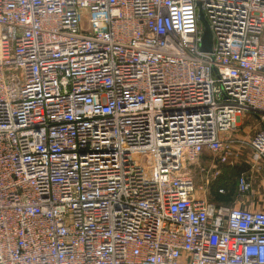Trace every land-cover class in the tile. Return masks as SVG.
<instances>
[{"label":"built area","instance_id":"obj_1","mask_svg":"<svg viewBox=\"0 0 264 264\" xmlns=\"http://www.w3.org/2000/svg\"><path fill=\"white\" fill-rule=\"evenodd\" d=\"M262 170L264 0H0V264H264Z\"/></svg>","mask_w":264,"mask_h":264},{"label":"crops","instance_id":"obj_2","mask_svg":"<svg viewBox=\"0 0 264 264\" xmlns=\"http://www.w3.org/2000/svg\"><path fill=\"white\" fill-rule=\"evenodd\" d=\"M246 118L243 117L237 121L235 137L238 141L247 140L250 137L251 133L253 132L252 131L249 133L248 127H243L244 124H246L247 122ZM257 128H258L257 121L254 118V124L252 126V130H255ZM246 171L247 169L244 172ZM253 175H256V177L254 176L255 180L253 179ZM251 177H252L253 189L251 195L249 197H246V200L244 202L245 206L246 208L251 210L264 211V171L262 170L257 174H252Z\"/></svg>","mask_w":264,"mask_h":264},{"label":"trees","instance_id":"obj_3","mask_svg":"<svg viewBox=\"0 0 264 264\" xmlns=\"http://www.w3.org/2000/svg\"><path fill=\"white\" fill-rule=\"evenodd\" d=\"M223 174L216 186L211 189L210 195L214 198V200L223 205H232L235 200L236 190H235V179L245 171V169H236L233 168H224ZM219 188H223L226 191L225 195H219L217 190Z\"/></svg>","mask_w":264,"mask_h":264},{"label":"water","instance_id":"obj_4","mask_svg":"<svg viewBox=\"0 0 264 264\" xmlns=\"http://www.w3.org/2000/svg\"><path fill=\"white\" fill-rule=\"evenodd\" d=\"M200 23L202 26V36L200 43V51L205 54L211 53L212 50V34L210 32L209 26L204 19L203 15L200 14Z\"/></svg>","mask_w":264,"mask_h":264},{"label":"rangeland","instance_id":"obj_5","mask_svg":"<svg viewBox=\"0 0 264 264\" xmlns=\"http://www.w3.org/2000/svg\"><path fill=\"white\" fill-rule=\"evenodd\" d=\"M246 118V117H245ZM246 120H247V122H246V124H244V126L243 127H248V132L250 133V132H252L253 130H252V126H253V124H254V118H252V117H247L246 118ZM242 127V128H243ZM246 151V150H245ZM247 152V151H246ZM236 169H247V167H246V165L244 164V163H242V162H239L236 166ZM223 170H225V169H223ZM256 177V175H253V179L255 180V177ZM256 179H258V178H256ZM253 180V181H254ZM197 185H198V183H196ZM232 204H234V203H232Z\"/></svg>","mask_w":264,"mask_h":264}]
</instances>
